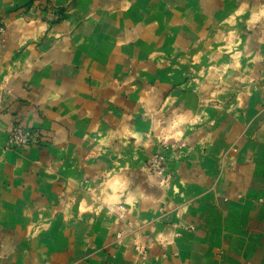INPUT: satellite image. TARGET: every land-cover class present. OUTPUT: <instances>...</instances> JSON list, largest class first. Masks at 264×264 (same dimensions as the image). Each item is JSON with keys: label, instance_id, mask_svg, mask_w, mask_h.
Wrapping results in <instances>:
<instances>
[{"label": "crops", "instance_id": "obj_1", "mask_svg": "<svg viewBox=\"0 0 264 264\" xmlns=\"http://www.w3.org/2000/svg\"><path fill=\"white\" fill-rule=\"evenodd\" d=\"M0 26V264H264V0H0Z\"/></svg>", "mask_w": 264, "mask_h": 264}, {"label": "built area", "instance_id": "obj_2", "mask_svg": "<svg viewBox=\"0 0 264 264\" xmlns=\"http://www.w3.org/2000/svg\"><path fill=\"white\" fill-rule=\"evenodd\" d=\"M0 31H2V27H0ZM40 140L41 136L37 130L13 125L7 132L5 148L22 149L31 143H38ZM146 169L150 173L161 176V173L164 169L163 156L160 154H153L148 161ZM162 181L165 182V179L163 178ZM106 209L117 219H121L127 213V208L123 202L109 203L106 205Z\"/></svg>", "mask_w": 264, "mask_h": 264}, {"label": "rangeland", "instance_id": "obj_3", "mask_svg": "<svg viewBox=\"0 0 264 264\" xmlns=\"http://www.w3.org/2000/svg\"><path fill=\"white\" fill-rule=\"evenodd\" d=\"M55 16L58 17V18L60 17L59 13L55 14ZM0 27H1V26H0Z\"/></svg>", "mask_w": 264, "mask_h": 264}]
</instances>
